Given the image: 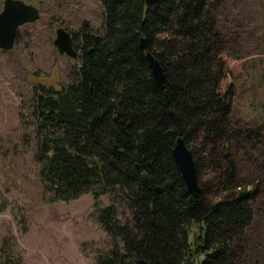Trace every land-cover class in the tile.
Here are the masks:
<instances>
[{
  "label": "trees",
  "instance_id": "1",
  "mask_svg": "<svg viewBox=\"0 0 264 264\" xmlns=\"http://www.w3.org/2000/svg\"><path fill=\"white\" fill-rule=\"evenodd\" d=\"M98 1L100 29L83 22L70 32L78 53L68 81L56 90L34 86L29 101L32 158L46 200L107 196L105 205L93 204L106 236L93 264H246L256 189L239 182L228 152L233 87L215 24L218 0ZM140 38L163 70L161 87ZM197 133L209 144L214 175L194 197L170 149L181 136L197 172ZM212 188L221 194L215 200ZM0 264L24 263L7 251Z\"/></svg>",
  "mask_w": 264,
  "mask_h": 264
},
{
  "label": "rangeland",
  "instance_id": "2",
  "mask_svg": "<svg viewBox=\"0 0 264 264\" xmlns=\"http://www.w3.org/2000/svg\"><path fill=\"white\" fill-rule=\"evenodd\" d=\"M21 1L36 6L39 14L17 28L9 50L0 49V255L11 252L24 264H93L94 252L106 247L93 204L105 205L108 198L94 201L85 193L67 202L46 200L32 158L28 106L34 86L60 89L76 63L56 50L55 29L76 32L87 22L98 31L101 6L98 0ZM215 24L233 87L228 152L239 182L256 189L250 200L253 218L244 231V257L246 264H264V0H218ZM74 49L78 53V46ZM191 149L200 160L198 183L211 182L207 140L197 133ZM219 195L209 191L211 200ZM196 231L192 226L190 236Z\"/></svg>",
  "mask_w": 264,
  "mask_h": 264
},
{
  "label": "water",
  "instance_id": "3",
  "mask_svg": "<svg viewBox=\"0 0 264 264\" xmlns=\"http://www.w3.org/2000/svg\"><path fill=\"white\" fill-rule=\"evenodd\" d=\"M157 0H144L145 6L154 4ZM38 8L21 0H2L0 9V49L9 50L14 41L15 33L20 25L33 22L38 18ZM53 44L59 53L70 58L77 56L73 47L72 37L68 30L58 27L55 29ZM140 48L154 83L161 87L164 80L163 70L153 54L146 50L144 38H140ZM171 158L178 169L185 188L189 194L198 197L200 187L195 172L194 160L190 149L181 136H176L170 149Z\"/></svg>",
  "mask_w": 264,
  "mask_h": 264
}]
</instances>
